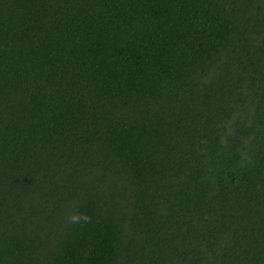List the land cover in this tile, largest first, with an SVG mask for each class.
<instances>
[{"label":"trees","instance_id":"16d2710c","mask_svg":"<svg viewBox=\"0 0 264 264\" xmlns=\"http://www.w3.org/2000/svg\"><path fill=\"white\" fill-rule=\"evenodd\" d=\"M0 264H264V0H0Z\"/></svg>","mask_w":264,"mask_h":264},{"label":"clouds","instance_id":"9594fccd","mask_svg":"<svg viewBox=\"0 0 264 264\" xmlns=\"http://www.w3.org/2000/svg\"><path fill=\"white\" fill-rule=\"evenodd\" d=\"M71 219L74 223H88V222H90V218L87 215H77V216H73Z\"/></svg>","mask_w":264,"mask_h":264}]
</instances>
